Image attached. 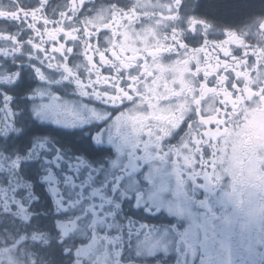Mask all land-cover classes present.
<instances>
[{
  "label": "flooded vegetation",
  "instance_id": "af4514ba",
  "mask_svg": "<svg viewBox=\"0 0 264 264\" xmlns=\"http://www.w3.org/2000/svg\"><path fill=\"white\" fill-rule=\"evenodd\" d=\"M203 3L183 0L180 8L176 0H0V83L11 82L7 69L16 61L31 76L26 57L37 53L28 42L38 36L43 47L61 33L78 49L70 71L83 81L77 79L79 91L69 86L59 97L60 89L43 87L46 99L36 106L41 118L55 109L61 124H78L81 106L94 103L90 92L99 99L115 88L119 94L111 99L118 103L128 95L121 82L131 79L128 86L139 101L107 109L106 135L118 119L129 124L120 153L109 160L112 167L108 158H99L93 171L103 168L111 176L117 169L150 164L151 187L139 193L141 204L170 208L189 221L181 233L170 227L173 217L127 205L131 228L122 220H106L113 214L105 212L79 227L75 220L62 221L57 233L54 216L39 219L29 210L31 197L14 198L15 187L29 185L26 177L15 178L24 159L20 146L5 139L0 185L8 184L10 174L13 181L0 186V264H58L50 251L60 239L75 253L62 264H264V14L225 23L208 16ZM193 16L207 21L195 37L188 31ZM40 59L46 77L60 83L63 77L49 71L59 63L52 52L46 62ZM12 115L7 104L0 108V136L15 128ZM67 131L45 121L36 144L50 148L51 141L58 147L55 142L64 143ZM162 141L167 151H161ZM96 196L104 212L111 198L99 189ZM10 203L17 205L14 211ZM109 226L116 231H107ZM77 239L88 243L75 247Z\"/></svg>",
  "mask_w": 264,
  "mask_h": 264
},
{
  "label": "snow or ice",
  "instance_id": "6c2138e0",
  "mask_svg": "<svg viewBox=\"0 0 264 264\" xmlns=\"http://www.w3.org/2000/svg\"><path fill=\"white\" fill-rule=\"evenodd\" d=\"M176 3L180 8H183V0H176ZM127 11L128 9H125V12ZM69 15L71 14L69 13ZM190 19L193 26L188 28V31L195 37L197 35L196 28L205 25L207 21L198 20L194 16ZM185 27H188L187 24ZM65 31L69 30L66 29ZM89 39L94 41L96 38L90 37ZM38 41L39 37L37 36L35 41L28 42V46L37 53L36 57L31 54L26 57V59L32 61L28 65L32 75L27 76L23 63L16 61L11 68L7 69L8 76L12 77L11 82L0 83V108L7 104L12 109V121L15 125L14 129L0 136V143L5 139L11 140L14 138L20 146L19 154L24 159L20 160L19 167L14 170L16 173L15 178L19 180L26 177L29 185L27 188L15 187L13 191L14 198H19L23 202V197L20 196L21 193L24 197H31L28 205L29 210L39 219H47L49 215L54 216L53 222L57 225L55 229L57 233L60 232L59 225L62 221L75 220L76 225L79 227L82 223L90 224L94 219V213L104 216L105 212H112L113 214L111 217L106 216V220L112 218L122 220L124 224L131 228L133 219L131 212H124L127 205H131L132 210H137V206L141 205L142 210L145 212L167 214L174 219V223L170 227L174 228L175 231L184 232L189 227V221L173 215L172 209L153 207L149 203L141 204L139 193L151 187L150 180L146 175L150 164L146 163L143 168L134 167L123 171L117 169L112 172L111 176L103 168L98 172L93 171V167L97 166L95 162L99 158H108L105 163L108 167H112L109 160L115 159L120 153V141L126 135L129 124L123 119H118L111 126L112 130H108L106 135L108 121L111 118L110 114L107 113V109H122L125 102L134 105L139 101L140 97L136 96L131 87L128 86L131 85V79L126 83L121 82L120 87L124 88L128 95L121 96L118 103H113L111 99L119 94L115 88L99 99L96 98L94 93L90 92L89 97L94 103L81 106L79 111L83 120L78 124H61L59 113L55 109L50 110L48 116L41 118L37 115L36 106L46 99L43 95V87L51 86L55 91L60 89V91H56L59 97L60 92L69 86L79 91L80 85L77 83V79L83 81V76L79 72L73 73L70 71L74 67L71 61L75 58L78 49L64 33H61L57 40L51 41L43 47L39 46ZM15 42L22 43L19 38ZM182 43L188 47H193L187 39L182 40ZM203 43V36H201L200 46H203ZM61 46H63V50L56 51ZM48 52H52L53 60L59 61L56 67L49 68V71L56 73L57 77H63L60 83H56V77H53L50 81L44 74L45 64L41 62L40 58H43L46 62ZM19 54L17 53V55ZM81 55H84L82 51ZM4 59L7 60V57H4ZM93 59L95 60V57ZM2 68L3 65H0V69ZM57 68L59 72H57ZM18 101L21 102L20 105H18ZM93 112L98 113L99 118L94 116ZM25 113H27L28 119L23 118ZM45 121H51L60 126L62 130H68L64 143L57 141L55 143L58 147H51L50 141V148H44L42 144H36L39 127ZM93 125H95L96 130H93ZM181 131L183 130L181 129ZM161 151H167L164 141L161 142ZM171 156L170 153L168 158L171 159ZM15 158L13 157V159ZM125 159H127L126 156ZM81 161L84 163H81ZM141 162L138 161L137 163ZM2 175L0 173V177ZM12 181L13 176L10 174L8 184H11ZM8 184L0 186L7 188ZM124 188L135 189V191L123 192L122 189ZM98 189L103 190L107 197L111 198L109 203L103 206L104 212L99 211L101 205L95 203L99 200V197L96 196ZM202 196L203 190H201V196L197 199H201ZM10 207L14 211L17 205L10 203ZM97 230L101 234L105 231L103 228ZM107 231L115 232L116 230L109 226ZM88 232L91 235V228L88 229ZM137 236L140 237L139 232ZM143 242L146 244L151 243L148 238H145ZM55 243L56 247L51 249L50 255L57 260L58 264H62L63 259L66 257L72 256L74 258V250L66 246L64 239L57 240ZM86 243L88 241L84 239H77L74 242L75 247H81ZM162 253L168 252L165 250L156 254Z\"/></svg>",
  "mask_w": 264,
  "mask_h": 264
},
{
  "label": "trees",
  "instance_id": "16d2710c",
  "mask_svg": "<svg viewBox=\"0 0 264 264\" xmlns=\"http://www.w3.org/2000/svg\"><path fill=\"white\" fill-rule=\"evenodd\" d=\"M203 11L225 23H236L253 14H264V0H204Z\"/></svg>",
  "mask_w": 264,
  "mask_h": 264
}]
</instances>
